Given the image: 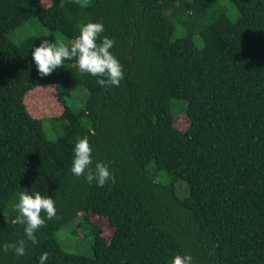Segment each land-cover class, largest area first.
<instances>
[{"label":"trees","instance_id":"16d2710c","mask_svg":"<svg viewBox=\"0 0 264 264\" xmlns=\"http://www.w3.org/2000/svg\"><path fill=\"white\" fill-rule=\"evenodd\" d=\"M228 1L234 22L218 0H0V264H39L44 252L45 264H169L177 254L192 264H264V0ZM32 19L48 38L15 42L10 32ZM176 20L186 33L173 39ZM89 22L115 41L121 86L101 87L75 58L40 77L32 49L53 34L70 48ZM45 87L61 112L36 119L27 103ZM66 87L87 91L79 110ZM178 115L189 122L184 131L174 126ZM44 121L58 129L54 141ZM85 136L93 169L107 164L114 183L72 174L74 144ZM152 162L169 184L155 182ZM36 191L55 201L56 217L45 216L24 256L5 252L3 244L23 238L14 222L19 193ZM98 218L113 229L109 241ZM73 221L91 229L92 257L58 243L56 233Z\"/></svg>","mask_w":264,"mask_h":264},{"label":"clouds","instance_id":"9594fccd","mask_svg":"<svg viewBox=\"0 0 264 264\" xmlns=\"http://www.w3.org/2000/svg\"><path fill=\"white\" fill-rule=\"evenodd\" d=\"M89 0H84L87 6ZM79 35L71 43L69 48L64 38H59L53 42L42 39L38 46L32 49V61L40 77L52 74L56 69L63 67L65 60L76 59V66L81 74H89L97 77V84L105 89H118L121 81L125 79V69L120 61L112 54L115 41L107 36L101 37L104 32L102 23H86L78 26ZM99 39V43L97 42ZM92 148L88 138H78L73 147V158L71 162V172L76 177L84 176L88 184L95 181L98 187H103L107 182H115V177L109 170V166L103 162H96L94 169L91 158ZM14 210L19 215L15 223L24 225L23 238L15 244H3L5 252L14 251L19 257L26 254L27 242L33 245L38 243L35 233L45 226V216L47 220L56 217L55 201L46 195L36 191L28 194L19 193L18 203ZM49 257L48 252H44L39 257V264H45ZM190 255H175L169 264H192Z\"/></svg>","mask_w":264,"mask_h":264},{"label":"rangeland","instance_id":"374dc122","mask_svg":"<svg viewBox=\"0 0 264 264\" xmlns=\"http://www.w3.org/2000/svg\"><path fill=\"white\" fill-rule=\"evenodd\" d=\"M217 9L225 10L228 14L229 19L234 22L238 16L235 6L228 0H218ZM177 21V20H176ZM186 33L185 29L181 25L175 22V29L172 38L176 39L181 37ZM12 39L16 42L30 35L47 36L49 33L43 28V26L35 19L28 21L25 25L18 27L10 32ZM61 38L59 34H53L52 38H49L50 42H53ZM63 38V37H62ZM194 43L197 47L202 45L199 38L194 36ZM65 99H67L68 105L72 110H79L83 107V104L87 98V91L83 88H64ZM29 101V100H28ZM27 101V102H28ZM30 101L33 105H30ZM29 105L27 103V109L31 113L30 115L36 119H47L60 114V105L56 98V92L52 87H45L43 90H39L33 95H31ZM172 108L176 106V101H171ZM173 112H177L174 110ZM175 128L184 131L188 127V120L183 115H178L173 120ZM43 131L47 140L54 141L58 136V129L50 123L49 121L43 122ZM149 173L154 177L155 182L159 184H169L171 182V177L164 171H156V166L154 162L148 165ZM177 194L181 198L188 196V188L186 184L177 180L174 182ZM95 219L96 217H93ZM99 224L102 235L108 241L113 234V229L110 228L104 219H96ZM79 227H78V226ZM77 232V233H76ZM56 238L62 249L71 254H82L87 257H92V245L94 241V236L89 227H87L83 222L73 221L64 225L57 233Z\"/></svg>","mask_w":264,"mask_h":264}]
</instances>
